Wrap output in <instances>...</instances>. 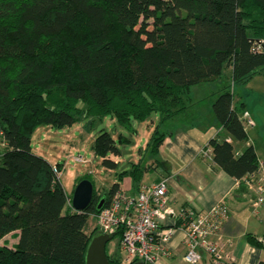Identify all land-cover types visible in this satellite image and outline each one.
Masks as SVG:
<instances>
[{
	"label": "trees",
	"instance_id": "16d2710c",
	"mask_svg": "<svg viewBox=\"0 0 264 264\" xmlns=\"http://www.w3.org/2000/svg\"><path fill=\"white\" fill-rule=\"evenodd\" d=\"M261 39L264 0H0V128L6 143L0 150V241L19 231L14 247L0 246V264H85L98 232L88 233V223L100 200L107 205L127 176L136 192L148 169L132 163L100 194L93 185L90 205L76 211L74 190L68 194L58 175L63 165L32 151L38 126L62 128L109 115L136 132L135 122L154 113L161 123L183 119L194 104V86L221 78L227 69L235 86L246 85L256 72L264 76ZM235 98L228 89L211 104L233 142L220 135L208 147L213 161L247 191L245 179L259 158L253 144L237 154L234 141L248 140L239 117L247 104ZM170 134L158 126L151 134L158 164ZM92 151L106 169L117 168L110 156L121 151L111 133L102 130ZM247 239L263 245L252 235Z\"/></svg>",
	"mask_w": 264,
	"mask_h": 264
},
{
	"label": "crops",
	"instance_id": "0c3cea01",
	"mask_svg": "<svg viewBox=\"0 0 264 264\" xmlns=\"http://www.w3.org/2000/svg\"><path fill=\"white\" fill-rule=\"evenodd\" d=\"M194 96L192 91L195 103ZM242 98L244 99V96ZM209 100V103L214 101L210 98ZM244 101L247 109H251L255 116L254 108L247 100ZM203 110L194 114L195 118L193 117L192 121H190V112L181 119L186 124L171 131V134L164 139L158 154L160 163H156L153 156L150 157L147 170L158 173L153 178V182L167 179L168 194L176 211L187 207L205 211L214 208L219 202L226 203L229 215L214 236L224 255L228 257L226 263L260 264L264 262V206H254L248 188L247 191L240 190V182L213 161L212 149L208 147L209 140L220 135L224 139L229 138L230 142L233 140L223 133L209 108H206L207 115ZM250 128L259 130L257 124ZM246 130L248 133L246 142L234 141L237 154L246 146L253 144L259 160H264V145L260 144L258 148L256 138H251L248 128ZM124 182L120 187L133 192L132 180L126 184ZM167 224L171 223L168 221ZM10 234H15L16 245L19 231ZM248 235L262 240V247L251 245L247 239ZM3 245L8 246L5 243ZM165 246L170 256L163 259L164 264H189L184 260L187 246L182 231L176 230L165 242ZM196 264L216 263L209 255L203 254L201 261Z\"/></svg>",
	"mask_w": 264,
	"mask_h": 264
},
{
	"label": "rangeland",
	"instance_id": "374dc122",
	"mask_svg": "<svg viewBox=\"0 0 264 264\" xmlns=\"http://www.w3.org/2000/svg\"><path fill=\"white\" fill-rule=\"evenodd\" d=\"M228 89L236 91L235 100L244 96V100H247L256 111L255 116L253 115L254 113H252V116L255 120V126L257 124L259 130L252 128H248V130L250 137L256 138L259 148L260 144L264 145V76L259 72H256L244 86H235L233 84L230 69H227L221 78L194 86L192 91L195 94V103L189 109L190 121L193 120V117L195 118V115L201 109H204L205 115L208 113L206 108H209L212 113V102L209 103V98L213 101L220 93ZM181 119L175 118L161 123L160 115L154 113L144 121L135 122L136 132L120 126L109 115L104 116L102 119L85 117L70 126L62 128H53L42 124L32 134V151L53 164L61 163L63 165V170L58 171V174L68 194L73 192L77 180L81 177H86L85 179L93 182L97 192L100 194L109 190L118 181V173L130 169L132 163H141L147 166L148 160L152 157L149 143L154 129L158 126L162 131H174L179 126L186 124ZM102 130L111 133L120 148L121 154L119 156H110L118 162L116 169H106L102 164V158L95 155L92 151L94 140ZM120 134L130 140L121 141L119 138ZM78 155L84 158V162H76L74 160ZM55 170L57 171L56 168ZM157 175L158 173L147 170L144 174L143 182L151 183ZM125 178L120 184H123L124 180L125 184L129 180L131 181L129 176ZM88 224L87 232L89 233L95 227V219L90 217ZM4 243L8 247L15 245V234L5 236L0 241V246ZM106 250L109 254L121 259L122 251L119 247L118 235L107 243Z\"/></svg>",
	"mask_w": 264,
	"mask_h": 264
},
{
	"label": "built area",
	"instance_id": "2783aa9c",
	"mask_svg": "<svg viewBox=\"0 0 264 264\" xmlns=\"http://www.w3.org/2000/svg\"><path fill=\"white\" fill-rule=\"evenodd\" d=\"M257 49H264V39L259 40ZM239 117L246 129L255 126L249 109ZM225 140L230 142L227 137ZM5 144L0 128V150ZM74 160L84 162L79 155ZM245 183L253 205L264 206V160H259L257 170L246 177ZM228 215L229 208L224 202L205 211L189 207L176 211L168 194L167 179L163 178L157 182H142L136 192L120 187L109 203L92 217L98 232L119 236L120 264H164L163 259L170 256L165 242L176 230L184 233L187 263L196 264L207 254L216 264H227L228 257L214 236ZM168 221L171 224H167Z\"/></svg>",
	"mask_w": 264,
	"mask_h": 264
},
{
	"label": "water",
	"instance_id": "95a60500",
	"mask_svg": "<svg viewBox=\"0 0 264 264\" xmlns=\"http://www.w3.org/2000/svg\"><path fill=\"white\" fill-rule=\"evenodd\" d=\"M94 186L88 179L81 180L75 187L72 195V207L76 211H84L93 199ZM105 200L101 199L97 209L100 211ZM113 238V235L96 232L90 239L85 253V264H112L106 252L107 243ZM134 264H143L137 262Z\"/></svg>",
	"mask_w": 264,
	"mask_h": 264
}]
</instances>
